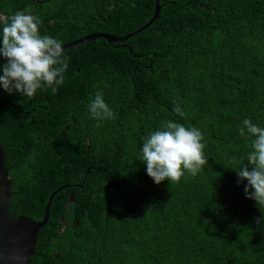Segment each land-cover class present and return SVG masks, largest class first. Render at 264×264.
I'll list each match as a JSON object with an SVG mask.
<instances>
[{
	"label": "trees",
	"instance_id": "obj_1",
	"mask_svg": "<svg viewBox=\"0 0 264 264\" xmlns=\"http://www.w3.org/2000/svg\"><path fill=\"white\" fill-rule=\"evenodd\" d=\"M155 3L0 0V15L30 11L63 46L93 33L126 37L153 18ZM159 7L125 42L65 50L55 93L28 98L0 87L9 213L41 221L56 192L29 264H264V207L246 198L242 165L231 163L246 164L251 151L243 121L264 127V0ZM98 90L114 119L90 115ZM168 120L203 133L208 164L157 185L141 149Z\"/></svg>",
	"mask_w": 264,
	"mask_h": 264
},
{
	"label": "clouds",
	"instance_id": "obj_2",
	"mask_svg": "<svg viewBox=\"0 0 264 264\" xmlns=\"http://www.w3.org/2000/svg\"><path fill=\"white\" fill-rule=\"evenodd\" d=\"M40 28V19L30 11L0 15V57L5 61L0 65V87L9 95L18 93L32 98L43 88L55 93L64 83L69 57L62 42L42 35ZM88 109L97 121L115 118L100 90L90 100ZM173 112L181 117L186 115L179 104ZM239 135L250 144L251 151L246 164L236 158L231 163L234 167L242 165L235 172L240 182L247 181L246 198L254 200L259 208L264 207V127L245 119ZM204 139L197 127H186L173 120L163 122L160 130L143 141L141 152L147 175L157 185L165 180L179 182L185 173L196 176L208 164ZM256 223L260 224V219Z\"/></svg>",
	"mask_w": 264,
	"mask_h": 264
},
{
	"label": "water",
	"instance_id": "obj_3",
	"mask_svg": "<svg viewBox=\"0 0 264 264\" xmlns=\"http://www.w3.org/2000/svg\"><path fill=\"white\" fill-rule=\"evenodd\" d=\"M159 0H156L153 18L142 28L123 38H115L105 34L93 33L81 39L63 45V49L69 50L96 39H104L109 43H122L134 37L148 28L157 18L159 13ZM5 62L0 57V65ZM2 105H0L1 109ZM11 181L8 179V171L5 168L4 151L0 143V264H29L34 254L36 238L39 229L46 225L50 204L54 192L46 204L43 219L34 221L28 217H13L8 210Z\"/></svg>",
	"mask_w": 264,
	"mask_h": 264
}]
</instances>
